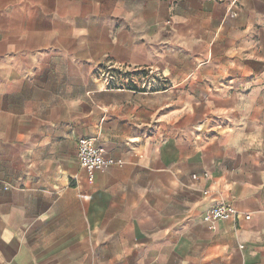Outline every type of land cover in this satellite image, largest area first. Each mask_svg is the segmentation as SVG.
Instances as JSON below:
<instances>
[{
  "label": "crops",
  "instance_id": "1",
  "mask_svg": "<svg viewBox=\"0 0 264 264\" xmlns=\"http://www.w3.org/2000/svg\"><path fill=\"white\" fill-rule=\"evenodd\" d=\"M57 2L109 10L111 60L166 83L17 53L46 0H0V264H264V0ZM81 136L116 161L93 180ZM222 203L240 217L208 222Z\"/></svg>",
  "mask_w": 264,
  "mask_h": 264
},
{
  "label": "rangeland",
  "instance_id": "2",
  "mask_svg": "<svg viewBox=\"0 0 264 264\" xmlns=\"http://www.w3.org/2000/svg\"><path fill=\"white\" fill-rule=\"evenodd\" d=\"M68 5L71 4L66 2L64 3L66 8H61L62 4L57 0H46L45 8L40 9L39 6H34L33 23L30 28L38 34L33 35L32 41L18 43L16 52L26 53L31 50L33 53H53L51 57L53 64H60L64 60L62 53H77L73 56L89 63L91 68L111 60L112 57L107 54L110 41H108V27L105 25V18L110 15L109 10L103 8L74 10L67 8ZM94 16L97 19L90 20V17ZM58 17H64L66 23L61 24ZM89 20L90 23H87ZM68 22L74 25H68ZM116 27L120 28V25ZM3 36H8V33ZM0 53L12 52L7 49L5 43H2ZM84 53L96 54L89 59ZM39 61L42 62L43 58Z\"/></svg>",
  "mask_w": 264,
  "mask_h": 264
},
{
  "label": "built area",
  "instance_id": "3",
  "mask_svg": "<svg viewBox=\"0 0 264 264\" xmlns=\"http://www.w3.org/2000/svg\"><path fill=\"white\" fill-rule=\"evenodd\" d=\"M94 76L106 89L153 91L166 83L165 75L152 68L132 66L112 60L95 65ZM77 159L80 166L88 172L91 180L94 179L96 171L116 164L113 158L105 155L102 145H98L93 138L87 136L78 139ZM238 217L240 213L234 206L222 203L208 212L207 220L214 223ZM245 218L249 219L250 215L246 214Z\"/></svg>",
  "mask_w": 264,
  "mask_h": 264
}]
</instances>
